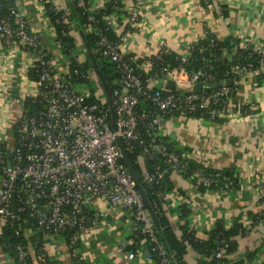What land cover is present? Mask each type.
Wrapping results in <instances>:
<instances>
[{
	"label": "built area",
	"instance_id": "2783aa9c",
	"mask_svg": "<svg viewBox=\"0 0 264 264\" xmlns=\"http://www.w3.org/2000/svg\"><path fill=\"white\" fill-rule=\"evenodd\" d=\"M76 1L92 26L97 25L96 14L102 6H92L88 0ZM201 2L205 7L211 6V0ZM104 17V27L95 28L98 50L103 58L116 65L120 77L119 86L111 90L113 127L105 92L101 96L98 92L93 94L86 84L94 69H83L79 60L72 69L68 65L59 70L49 50L40 43L38 33L29 26L25 12L13 0H0V35L33 55L39 86L35 96L5 99L7 104L3 108H9L12 103L19 107L12 124L5 122L0 113V218L19 237L21 216L26 215L24 221L29 219L34 223L44 238L65 236L76 264H87L85 254L78 250L79 245L89 241L103 223H108L110 215L125 214L133 223V234L128 240L118 241L120 249L126 251L128 245L137 241L145 243L146 259L155 262L157 258L155 264H172L154 223V215L162 214V207L157 203L153 209L146 206L145 197L124 161L118 139L127 154L140 151L141 160L145 161L161 156L174 170H186L184 157L169 151L156 134L164 118L168 115L210 121L246 118L250 108L233 105V88L249 75L263 74L264 51L255 49L249 41L239 43L235 52L240 58L248 52L259 59L256 63L238 61L231 69L232 86L208 88L226 80H218L217 73L208 66L190 71L187 64L192 50L176 54L174 66L157 62L163 56L174 54L167 47L147 60L149 66H158V69L144 78L145 69L135 57L124 53L120 43L107 35V30L118 27L117 14ZM138 19L139 11L135 9L131 20L136 23ZM158 79L164 81L163 87L154 85ZM170 79L175 82L177 92L167 87ZM197 83L203 85L201 92L195 90ZM28 98H33V107L25 106L31 100ZM141 100L150 104L143 111ZM7 125L13 135L12 144L6 139ZM163 176L161 165L153 170L144 166L143 177L149 184L158 183ZM192 176L197 189L244 188L238 174L223 175L220 169L208 172L197 168ZM228 246L226 243L216 248L210 258L212 264H230L225 260ZM15 249L16 264H30L28 247L19 241ZM46 257L43 244L39 259L46 260ZM126 257L134 260L137 253L128 250Z\"/></svg>",
	"mask_w": 264,
	"mask_h": 264
},
{
	"label": "crops",
	"instance_id": "0c3cea01",
	"mask_svg": "<svg viewBox=\"0 0 264 264\" xmlns=\"http://www.w3.org/2000/svg\"><path fill=\"white\" fill-rule=\"evenodd\" d=\"M13 1L25 12L29 26L38 33L40 43L49 50L59 70L66 69L69 60L56 40V29L47 5L68 17L79 59L86 61L90 51L93 55L84 41V32L77 28L72 0ZM108 1L88 0L90 5L102 7ZM121 4L128 12L122 18L117 16L118 27L113 32L119 36L122 51L135 57L145 71L149 69L147 60L157 55L161 48L167 47L174 54L189 53L210 34L218 40L233 37L240 42L249 41L255 49L264 51V0H211L210 7H205L201 0H121ZM135 9L139 11L136 23L131 20V12ZM33 66L30 52L0 35V113L5 122L12 124L19 110L16 103L8 109L3 108L7 104L5 99H26L37 94L38 83L29 75ZM91 80L99 86L96 92L103 95L104 89L95 70ZM154 85L163 87L164 81L158 79ZM233 105L250 108L248 116L210 121L168 115L156 134L166 137L182 155L196 160L206 169H224L238 174L244 188L199 190L189 178L173 170L170 173L173 188L157 195L163 215L177 236L182 235L184 226L197 239L207 241L218 223L230 227L237 221L243 222L245 233L237 236L238 250L233 260L254 253L252 264H264V72L259 78L249 75L235 86ZM10 125H7L6 139L12 144ZM154 223L157 231H161L156 215ZM132 226L125 214L110 215L108 223L97 228L92 238L82 242L78 250L85 254L87 264H155L145 257V243H137L135 250H129L136 251L134 260H128V250L123 251L118 246L119 240L130 239ZM3 229L0 218V264H15ZM25 233L27 237L34 235L30 230ZM35 244L29 242L28 251L34 264H39ZM42 244L53 261L76 264L65 236L43 237ZM203 258L188 245L187 264H201L199 260Z\"/></svg>",
	"mask_w": 264,
	"mask_h": 264
},
{
	"label": "trees",
	"instance_id": "16d2710c",
	"mask_svg": "<svg viewBox=\"0 0 264 264\" xmlns=\"http://www.w3.org/2000/svg\"><path fill=\"white\" fill-rule=\"evenodd\" d=\"M74 13L73 16L76 17V25L77 28L84 32V41L88 47V49L92 50L93 55L96 59V65L92 62L90 54H87L86 61H81L79 59L78 46L75 38L70 35V23L68 22V17L62 11H56L52 6L47 5L48 14L50 19L52 20L55 29L57 38L56 40L59 42L60 47L62 49V53L66 56L67 60H69V67L72 69L76 66V63L80 60L82 62L83 69H94L97 74V69H101L103 74L106 77V80L113 90L114 88L119 86V72L114 63L109 60L103 58L98 50V37L96 34V27H104L106 18L104 16H110L113 13H116L119 18H122V15H127L126 10L123 9V5L121 4V0H109L106 2L104 7L100 8L99 13L96 14L99 23L95 26H92L91 22L88 20L87 14H83L82 9L77 6V1L72 0ZM107 35L119 42V36L116 35L111 29L107 30ZM240 41L233 37H229L225 40H218L213 35H207L205 40L200 41L197 45L192 49V55L189 58L187 68L190 71H194L201 66H208L211 71L217 73L218 80H227L233 78L234 75L231 72L232 67L238 61H251L257 62L259 57L257 55L250 56L248 52L242 53L241 58L237 55L236 47L239 45ZM86 47V48H87ZM87 49V50H88ZM205 51H208V56H205ZM232 58L230 61L229 58ZM157 62L163 63L164 65H176V54H170L167 56H163L162 59H158ZM158 69V66H149L147 71L143 72L144 78L154 74V72ZM30 78L33 80H38V75L36 69L33 67L29 71ZM98 75V74H97ZM262 76V75H261ZM260 75L257 77H261ZM86 84L90 87L93 94L98 91V85L90 79ZM101 84V83H100ZM156 88H160L156 86ZM235 88V86H234ZM233 88V89H234ZM174 92H177L174 90ZM25 102V106L33 107L35 104L32 102L33 98H28ZM92 99H96L93 97ZM141 99H147L146 97H141ZM149 103L146 100H141L140 110L143 111L149 107ZM160 138L163 140L168 150L178 154L180 157H184L187 162V169L180 170L179 172L189 178L193 183L195 179L192 176V173L197 168H203L205 171L211 172L215 170L206 169L203 165L197 162L194 159L188 158L182 155L181 151L174 148L172 143L167 140L166 137L160 135ZM153 141V138L150 139ZM3 150V146H1ZM128 157L130 158L133 169L138 176L140 182L142 183L145 191L146 198L145 204L150 209L154 207V204L162 206L161 200L158 197V193L166 194L171 191L173 188V183L170 178V173L174 170L170 166L164 163V159L161 156L155 157L153 160H141V152L136 151L134 153H128ZM161 165L164 170V176L159 180L158 183L149 184L144 180L143 171L144 166L149 170H153L155 166ZM218 170V169H217ZM223 175H228L233 177L235 174L230 172L229 170L220 169ZM199 190H208L205 187H199ZM216 189V188H214ZM160 226L161 231H157V235L159 240L164 244V247L167 252V256L171 259L172 264H187L185 261V254L187 252L188 245L198 252L200 255H203L204 258L200 259L199 262L201 264H212L210 258L216 251V248L221 246L222 244L228 243V248L225 251V260L230 264H252V260L254 258V253H249L244 258L239 260H233L234 254L238 250V240L237 236L243 235L245 233V226L243 222L237 221L234 225L230 227H226L222 223H218L210 233V238L207 241H201L193 235L192 232H188L185 227L181 236H177L174 232L173 228L169 225L168 220L162 214H156ZM26 215H22L21 218L23 220L22 223V234L21 236H16L14 231L8 225L4 226L3 235L7 238L9 243L11 244L10 251L14 255L15 264L17 263L16 256L17 252L15 249V244L21 241L26 247L29 246V242H36L35 244V254L39 258V254L43 247V234L40 229L32 223L29 219L25 220ZM30 230L34 232V235L27 237L25 231ZM136 242L133 245H129L125 250H135L137 246ZM30 264H34V261L30 255ZM157 263V258L154 259ZM39 264H60L57 261H53L48 256L46 260H41L38 262Z\"/></svg>",
	"mask_w": 264,
	"mask_h": 264
},
{
	"label": "water",
	"instance_id": "95a60500",
	"mask_svg": "<svg viewBox=\"0 0 264 264\" xmlns=\"http://www.w3.org/2000/svg\"><path fill=\"white\" fill-rule=\"evenodd\" d=\"M89 50H90V49H89ZM90 54H91V51H90ZM91 56H92V58H93L94 64L96 65V59L94 58V56H93L92 54H91ZM205 56H206V57L208 56V51H205ZM229 60L231 61L232 58L230 57ZM97 74H98V76H99V79L101 80V83H102V86H103L104 92H105V94H106V96H107V98H108L109 104H110V106H111V118H112L111 126L113 127V126H114L113 122H114V120H115V116H114V109H113V106H112V102H113V101H112V99H113V98H112V91H111V88H110V86H109V84H108V82H107V80H106V77H105V75L103 74V72H102L101 69H97ZM225 84L228 85V86H232V85H233V79H232V78L227 79L224 83H221V82H219V83H217V84H216V83H213V84H211L210 86H208V88H209V87H211V88L222 87V86L225 85ZM167 87L170 88V89H172V90H174V89H176V84H175V82H174L172 79H170V80H168V82H167ZM202 87H203L202 83H197V84L195 85V90H196L197 92H201V91H202ZM118 143H119V145H120V147H121V150H122V153H123V157H124V161H125V163L127 164L128 168H129L130 171L132 172L133 177H134V180L136 181V183H137V185H138V187H139V190L141 191V193H142V194L144 195V197L146 198V191L144 190V188H143V186H142V184H141V182H140L138 176L136 175V173H135V171H134V169H133L132 162H131L130 158L128 157V154H127V152H126V150H125V148H124V146H123L122 141H121L120 138L118 139ZM13 206H14V209L16 210V203H15V200H13ZM155 222H156V220H155Z\"/></svg>",
	"mask_w": 264,
	"mask_h": 264
}]
</instances>
